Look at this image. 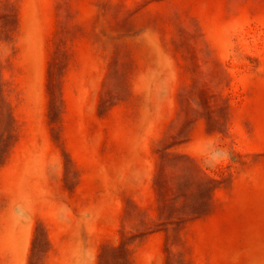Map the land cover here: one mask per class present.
<instances>
[{
	"label": "rangeland",
	"instance_id": "374dc122",
	"mask_svg": "<svg viewBox=\"0 0 264 264\" xmlns=\"http://www.w3.org/2000/svg\"><path fill=\"white\" fill-rule=\"evenodd\" d=\"M0 264H264V0H0Z\"/></svg>",
	"mask_w": 264,
	"mask_h": 264
}]
</instances>
